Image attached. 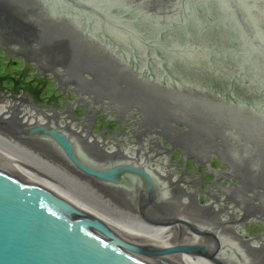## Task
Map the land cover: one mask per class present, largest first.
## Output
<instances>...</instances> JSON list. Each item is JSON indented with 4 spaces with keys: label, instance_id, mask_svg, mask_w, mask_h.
Returning <instances> with one entry per match:
<instances>
[{
    "label": "water",
    "instance_id": "1",
    "mask_svg": "<svg viewBox=\"0 0 264 264\" xmlns=\"http://www.w3.org/2000/svg\"><path fill=\"white\" fill-rule=\"evenodd\" d=\"M133 1L136 11L142 10L140 3L163 4L150 7L155 17L144 12L136 17L146 25L153 18L162 27L174 26V17L192 8L173 0ZM258 1L222 0L229 18L222 14L215 22L208 19L206 27L186 15L191 22L183 23L187 34L198 35L195 19L205 33L215 26L233 27L238 42L234 39L232 46L224 36L219 40L213 35L216 39L207 46L187 39L181 46L161 45L162 63L149 52L157 50L154 43L138 45L136 30L129 25V18L135 19L123 18L125 10L111 18L85 0H0V42L5 35L17 37L11 44L19 47L27 39L28 49L31 41L37 42L39 58L34 59L44 61L45 52L57 56L54 64L71 71V84L77 87L90 76L93 85L81 87L78 96L103 97L122 110L137 108L152 127L183 125L192 148L204 151L206 158L215 154L232 177H239L241 192L254 187L252 195L263 190L264 198V29L262 33L255 22ZM116 3L124 8L120 0ZM132 45L141 53L132 54ZM188 51L204 56L193 61ZM256 54L258 63L252 60ZM19 56L28 61L23 51ZM210 63L213 71L199 76L186 68ZM21 132L23 138L50 143L89 179L0 137V264H264V253L240 233L155 203L147 171L127 164H90L67 135L52 127ZM203 132L223 133L242 158L228 159L213 142L198 140L207 138ZM239 171L243 173H235ZM130 179L138 181L140 197L113 188L125 187Z\"/></svg>",
    "mask_w": 264,
    "mask_h": 264
},
{
    "label": "bare ground",
    "instance_id": "2",
    "mask_svg": "<svg viewBox=\"0 0 264 264\" xmlns=\"http://www.w3.org/2000/svg\"><path fill=\"white\" fill-rule=\"evenodd\" d=\"M86 2L89 1L91 4H96L99 6V8L109 17L113 18V13L111 12L112 7L118 6L116 3L117 0H102L105 1L109 7L105 8L102 6V3L100 0H85ZM177 3V5H180V3H183L185 7H194V8H206L210 12L216 10L218 12V15L222 17V13L224 16L229 18L228 13L225 11V9L219 5V3L222 0H173ZM84 2V1H83ZM137 3V1L135 2ZM139 7H141L142 11L150 15V17H155L157 15H154L153 13H156L153 11L150 7H161L163 4L155 3L154 5L150 6V3L148 4H142ZM122 5V4H120ZM257 10L258 8L255 7ZM192 8H185L184 13L182 12V16L178 19L176 17L175 20L184 22H191L189 20H186V15L189 16L191 14ZM222 12V13H220ZM138 15H133V17L136 21V17ZM174 16V15H173ZM196 19L200 22V18L198 15L195 16ZM205 18H208L205 16ZM148 19V18H147ZM212 20V18H208ZM151 20V19H149ZM186 20V21H185ZM138 23H140L139 20H137ZM255 22L257 23L259 29L263 33L264 29V10L261 9L259 12L255 15ZM147 28L150 27V25H145ZM201 30V27L199 28ZM163 30L158 31L159 33ZM215 31L214 29H209L207 32ZM149 32V31H148ZM206 32V33H207ZM218 32V30H217ZM232 32V36H231ZM151 37H149L147 32L144 31H135V34L137 35V43L138 45H142L139 43V41H145L147 44H150L153 38L155 37L153 33ZM205 30L203 29L202 35H205ZM117 35L121 37V39L125 38V35L123 32H117ZM219 40H221V36L218 35ZM215 37V36H212ZM224 39L227 41L232 42V46H236L234 43V39L238 42L237 36L235 34V30L231 26H226L224 31ZM5 40V39H4ZM113 42L112 40H110ZM6 42V41H5ZM36 49L29 47L28 44L23 45L22 47H19L18 45H14L11 43H0V50H4L10 55L16 57L19 56L18 53H25L27 54L28 61L26 62V65L28 67H34L37 70L36 65L34 62L40 63V66L43 68L40 69L38 74L45 76L48 74L47 78L54 80L57 83H60L63 81L62 74L64 71L57 67L56 64L50 63L49 61H41V59L38 61L34 59V57H38L37 54H35ZM255 52V50H252ZM187 54L190 56L191 60L198 61L204 56V53L202 52H192L188 51ZM132 58L134 60L137 59V57L128 55L125 56V58ZM39 58V57H38ZM124 58V59H125ZM141 61V59H139ZM144 61L146 59H143ZM150 63V61H147V64ZM22 70V69H21ZM21 75V74H20ZM19 75V76H20ZM67 74L68 78L65 79L63 84L65 85L70 79H74L73 75ZM28 82H31V84L34 85H40V78L38 77H20V83L21 85L27 84ZM62 84V83H61ZM93 85V81L90 82V86ZM124 89L127 88V86H123ZM69 90L74 91L72 87L69 88ZM71 95V94H67ZM65 98V94L64 97ZM74 101L76 98L73 99ZM78 104H81L87 108L86 111V117H92L94 116L95 119H97V112L95 108L92 107L93 103L99 104L98 109H103L105 111V114L107 113V110L109 111H115L117 113L116 119L121 124V128L115 132V135L113 138V141L111 139H108L104 135H93V130L91 129V123L85 122V120H82L81 118L76 117L74 114L71 113L72 108L76 107L74 102L72 104H68L69 106L67 111L65 112H59L56 105L50 106L47 105L46 109H43V105H40L39 103H32L29 98L23 97H15V96H4L0 94V124L1 123H7L13 126H17L18 131L21 129H27L29 127L33 126H47L52 127L60 132L67 135V137L75 144L78 153H80V147H90L92 146L97 153H99L100 156H96L93 158H88L84 155L81 157L84 161L93 164L95 166H98L100 168H107L111 165H120V164H127L130 166L138 167L140 169H143L147 171L149 176L152 179L157 199L155 200L157 204L163 205L168 208H174V210H182V213L188 214L190 216L199 218L197 215L201 216V213H209V216L207 219L201 220L210 222L212 224L221 226L223 228L235 231L237 233H240L243 237H245L248 241H250L253 245H255L258 249H260L264 253V219L263 217H257L255 214L246 211V209H243L242 206L239 205V203L242 205L241 200L237 195L232 193L230 189H239L242 186L239 185L240 183L232 182V181H226L227 175L232 178V175L224 170H216L211 169V167L206 165L207 169H209L211 174L213 172L215 173V179H213L212 183H210L208 187V191H204L201 189L202 181H200L199 176H197V171L194 173L196 174H188L187 172L186 177L179 175L180 167L179 165L185 164L186 156L184 155L180 160V164L178 162L173 161L171 158L172 152L176 151L178 148H184L187 150V146L191 144L190 140V132H188V137L181 138L180 136V129H174V128H168V126H163L161 131H157L155 129L156 127L149 126L148 123H151V120L146 117H143V113L138 111V115L136 113H123L121 110L116 106L112 105L113 103H106L107 107H105V101H100V99L95 98L94 95H86L82 99L77 100ZM74 105V106H73ZM108 106L112 107L109 108ZM130 110V109H128ZM137 117L135 118V116ZM127 119L130 120L129 125V131L126 132V127L123 126V121ZM105 131V129H103ZM185 132V131H183ZM204 133V132H203ZM129 134L136 135H143L146 137H151L148 139L142 140H136L134 142H130L129 140ZM156 134H158V137H156ZM207 138H204L203 136L198 137V140L205 141V142H213L214 145L217 146V149L221 151L223 156H226L228 159H240L242 158V152L238 149V147L225 140L223 136V133L221 135H212L209 132L204 133ZM0 137L14 143L50 162H53L77 175L81 174L77 172L73 167H71L68 163H66L61 156V154L56 149V153L58 157H60L65 163H63L62 160H58L57 157L50 155L47 151L41 150L37 144L29 139L22 138L21 134H16L14 132H9L7 130H4L0 127ZM160 137L162 140H160ZM169 137L170 141H167V138ZM197 140V139H193ZM47 142V141H46ZM32 143V144H31ZM50 144V143H49ZM238 145V144H237ZM128 146V147H127ZM141 149V150H140ZM82 151V150H81ZM54 154V152L52 151ZM203 156L206 157V154L204 151H201ZM208 162L211 161V158L216 157L215 154H210L207 156ZM106 158V159H105ZM196 158H199L198 155H196ZM217 158V157H216ZM225 161V159L223 158ZM245 161H248V158H244ZM217 161L219 164L221 163L219 158H217ZM195 164H199L200 162L194 161ZM192 162L189 163L191 165ZM114 165V166H116ZM68 166V167H67ZM70 167V168H69ZM194 167L189 166V168ZM183 171V170H182ZM246 171V170H245ZM239 173H243V171H239ZM184 173L182 172V175ZM220 176V177H219ZM223 178L225 182H220L218 179ZM85 177V176H84ZM88 178V177H87ZM108 186V185H107ZM112 187V186H110ZM116 189H123L121 191L127 192L129 191L132 195H140V185L138 184V181L136 180H127L125 182V187L120 186H114ZM127 188V189H124ZM171 189V192L168 191V189ZM251 192L255 189L254 187H251ZM257 191V190H256ZM263 190H258L259 194L253 195H247L246 198H249L252 203L260 200V204L264 203V198L260 195ZM128 193V192H127ZM204 195L207 196L204 204L202 203V197ZM245 198V196H243ZM210 200V201H208ZM254 205L257 206V204L254 203ZM264 205V204H263ZM259 206V204H258ZM257 206V207H258ZM262 206V205H261ZM263 207V206H262ZM239 214H237V211ZM245 211V212H244ZM241 212V213H240ZM197 214V215H196ZM255 217L254 221L258 220L262 225V233L258 235H252L253 237H248V231L246 228V225L248 222H251V217ZM261 216V215H260ZM250 217V218H248Z\"/></svg>",
    "mask_w": 264,
    "mask_h": 264
},
{
    "label": "rangeland",
    "instance_id": "3",
    "mask_svg": "<svg viewBox=\"0 0 264 264\" xmlns=\"http://www.w3.org/2000/svg\"><path fill=\"white\" fill-rule=\"evenodd\" d=\"M40 1H43V0H40ZM100 2L102 3L103 7H105V8L109 7V5L105 1L100 0ZM120 3L122 5H124V8H120L119 6H114V8L112 7L111 12L115 16H122V13H123L124 10H125V16H123V18L124 17H126V18L128 17L129 18V17H131L133 15H139V14H141L143 12L142 10L136 11L133 8V6H136V4H135V2L133 0H120ZM256 3H257L256 7L258 8L257 10H260L263 7L264 0H259ZM219 5H220V3H219ZM192 9L193 10L191 11L190 15L193 18H195V19H196L195 16L198 15L199 18H200L199 19L200 22L205 27L210 25V23L208 21V18H212V21L215 22V21H217V19L219 17L217 12L212 11V12H214V13H212L206 8H194V7H192ZM215 13H216V15H215ZM220 13H222V12H220ZM205 16L208 17V18H205ZM152 19L149 21L150 23H152L149 28H147L145 26L146 24L138 23V22H136V21H134V20H132L130 18H129V20H130L129 22H131V23L129 25H131L132 28L134 30H136V31L147 32L148 33L147 35L149 37L152 36V34H150L149 32L155 34L156 31L163 30L162 32H160L159 37L158 38L154 37L153 40H152L153 42H151V44L154 43V46H155L154 49H157V50H160V51L163 50V48L160 47L161 45L177 44L178 46H181V45H184V42H185L186 39L195 41V44H200V43L203 42V44L205 46H207V45H211V42H212L211 39L212 38L216 39V37H212L213 35L217 36V34H218L220 36H224L225 27L222 28V29L221 28L217 29L216 26H215L214 28H216V30H218V32L211 31V32H207L205 35H202V31L199 30L198 35L195 36V34L190 35V34L186 33L187 31H185V28H184L185 25L183 24L182 21L175 20L177 22H175L174 26L165 25L164 27H162L158 23L153 24V21H155V20H152ZM195 19H193V25L192 26L193 27L195 26L196 30H198V28H200L199 22L197 20H195ZM212 28H210V29H212ZM6 36L7 35H5V38H3L0 43H5L6 44L7 41H9L8 43H11L12 40L18 39L17 37H14V36L13 37L12 36H7L6 37ZM24 40H25L24 45H27V39H24ZM131 42H133V41H127V44L131 45L132 44ZM14 45H16V43ZM37 45H38L37 42L31 41V47L32 48L37 47ZM130 49H135V50H130V52L132 54L141 53L140 49L136 48V46H133V48L131 47ZM175 49H178V48H175ZM189 50H192V49L190 48ZM149 52L150 53H154V54L156 53L155 51H149ZM258 54H256L255 57L252 59L254 63L255 62L258 63V61L261 58L259 56L260 54L259 55ZM43 56L47 57V58L44 57L45 60H47V61H49L50 63H53V64L58 60L57 56H55V55L48 56V54L46 52L43 53L42 57ZM18 57L19 56L14 57V56L10 55L9 53H4L3 51L0 50V94L1 95L4 94V96H8V97L9 96H15V97H22L23 96L24 97V96L27 95L26 98H29L30 101H32V103H39V104H43L44 103L45 104V105L43 104L44 106H46V105H50V106L56 105L59 112L67 111V109H68L67 106H69L68 104H72V102H74V104H76L75 105L76 107H71L72 108L71 113L74 114L78 118L82 117L81 119L85 120V122L91 123V129L93 130L92 131L93 135H98V136L104 135L105 137H107L108 139H111L113 141V138H115L114 137L115 132L121 128V125H120L119 121L116 119L117 113L115 111L107 110V113L105 114V111L103 109H101V108L98 109L99 108V104L93 103L92 107L95 108V110L97 109L96 110V112H97L96 114H97L98 118L95 119L94 116H92L91 118L90 117L85 118L86 117L87 108L85 106L81 105V104H78V102H77L78 98L74 94H73V96L65 94L62 91V89H60L59 85H58V87L56 86V89L53 90V91H51V87L52 86L55 87L54 84H51L52 86H48L45 91H44L45 88L43 87L44 88L43 89V93L41 95H39V96H37L35 94V92L29 90L26 87H23L22 90H21L19 88L21 86V83H19L20 78L17 79V76L20 75V74L21 75L19 77L24 76V78L25 77L28 78V77L34 76V77L40 78V82H41L40 85H42V83L44 81H48L49 79H47V76H42V75L38 74V71L34 67H28V66L24 65L23 61L21 59H19ZM151 61H152V59H151ZM56 66H57V64H56ZM186 68L188 70H193L194 72H192V73H194L195 75L199 76V74H201V73H203V74L211 73L213 71V64L210 63V65L208 64L205 67L197 68V69L186 65ZM66 72H67V73H65L66 77H68L67 74L73 75L71 71L70 72L66 71ZM91 81H92V79L90 78V76L86 75L84 77V81L79 84L80 88L81 87L90 88L91 87L90 86V82ZM71 85L75 88V86L73 84H70L69 86H71ZM24 90H26V92ZM262 92H264V91H262ZM64 94H65V98H63ZM97 95H100V94L97 93ZM74 98H76L75 101L73 100ZM100 101H106V102H104L105 103L104 104L105 107H107L106 103H110V102H108L109 101L108 99H105L103 97L100 99ZM112 105H114V104H112ZM44 106L42 107L43 109L48 108V107H44ZM108 107L112 108L110 106H108ZM120 110L123 113H127V111L128 112L130 111L128 109H125V110L120 109ZM129 113L132 114V112H129ZM137 115L135 116V118L137 117ZM130 122L131 121L130 120L127 121V119H125L123 121V124H125L127 133L129 131L128 127L130 125ZM176 126H177V129H180V135H181L180 137L181 138H184V137L188 136L187 132H183V131H185L186 127H184L183 125H181L179 123ZM0 127L2 129H4V130H7V131L11 132V133L14 132L16 134H21L22 135V132H21L22 129L20 131H18L17 126H15V124H13V126H12V125L7 124V123H1ZM162 128L163 127H156L155 129H157V131L158 130L161 131ZM103 129H105V131ZM157 137H158V134H156L155 138H157ZM128 138H129L130 142H134V143H135V141L137 139L143 141L144 139L150 138V140H151V137H146V136H143V135H140V134L136 135V136H134L133 134H129ZM166 138H167V141H170L169 137H166ZM24 139H27V138H24ZM30 140L37 141V142H34V143L37 144L41 150L43 149V150H45L47 152L49 151L48 153L50 155H53V156L57 157L58 160H62L60 157H58V155H57V153L55 151V148L53 146H51L45 140L29 139V141ZM160 140H162L161 137H160ZM79 147L82 150V151L80 150V153H79L80 156L84 155V156L88 157L89 159L93 158V160H96V159H94V157L100 156L99 153H97L98 151H96V149H94L92 146H90V147H85V146L82 147L81 145H79ZM52 151L54 152V154L52 153ZM184 155L186 156V161H185V164L179 165V167H180L179 175L183 176V177H186V174H185L186 172L188 174H196L194 172L197 171L196 175L199 176L200 181H202V184H200V185H201V189H203L204 191H208V187H209L210 183H212L213 179H215V176H214L215 173L213 172V174H211V172H209L210 170L207 169V167H206L207 164H208L209 167H211V169H216V170L224 169V170H226L228 172L230 170L229 166H226L225 164H219V162L217 161L216 157L211 158V161L208 162L209 158H206L205 156H203V154L201 153L200 150L192 148L191 144L188 145L187 150H185L184 148H178L176 151L172 152L171 158L173 159V161H176V162H178V164H180L179 160ZM196 155H198L199 158H196ZM197 160L200 162L199 164H195L194 161H197ZM190 162H192L191 165H189ZM63 163H65V162L63 161ZM192 165L194 167L189 168V166H192ZM109 167H112V166H109ZM182 172L184 173L183 175H182ZM235 173L239 174V172H235ZM81 176H83V175H81ZM85 178H87V177H85ZM223 178H225V177L223 176L222 178H220L218 180L220 182H225L224 181L225 179L223 180ZM228 180L232 181V182L240 183L239 177L237 178V177L233 176L232 178H230L227 175L226 181H228ZM239 185H241V183ZM113 188H115V187H113ZM124 189H127V188H124ZM119 190H123V189L119 188ZM168 191L171 192V189H168ZM230 191L239 197V199L241 200V203H242V205L240 203H239V205L242 206L243 209H246V211H249V212L255 214V216H257V217H260V218L263 217V219H264V205H263L264 203L260 204L259 201L254 202L255 204H257V206L259 204V206L257 207L256 205H254V203L251 202V200L249 198H246L247 195H252V193L250 194L251 191H249L247 194L241 192L239 189H237V190L236 189H230ZM127 192L129 193V191H127ZM137 196L140 197V195H137ZM243 196H245V198H243ZM206 198H207L206 195H204V197H202L201 201H202L203 204L205 202H207V200H205ZM143 199L148 200V198H146V197H143ZM208 201H210V200H208ZM155 203H157V202H155ZM171 209H174V208H171ZM177 211L182 212V210H180V209L177 210ZM237 214H239L238 211H237ZM197 216L199 218H202V219H207V217L209 216V213H201V216L200 215H197ZM250 217H248V218L251 219V222H248L247 225H246V228H247V231H248L247 238L248 237H253L252 235L255 236V235H258V234L262 233V225H261V223L258 220L254 221L255 217H253V216H250Z\"/></svg>",
    "mask_w": 264,
    "mask_h": 264
},
{
    "label": "flooded vegetation",
    "instance_id": "4",
    "mask_svg": "<svg viewBox=\"0 0 264 264\" xmlns=\"http://www.w3.org/2000/svg\"><path fill=\"white\" fill-rule=\"evenodd\" d=\"M215 12H217L216 10H214ZM212 13H214V12H212ZM217 14H218V12H217ZM215 15H216V13H215ZM159 35H160V33L158 32V31H156L155 32V34H154V36H155V38H158L159 37ZM215 39L214 38H212L211 39V41H214ZM156 53L154 54L153 53V59H155V60H158L160 63H162V62H164V59H163V55L165 56V54L162 52V51H160V50H156L155 51ZM158 57H160V58H158ZM152 59V60H153ZM150 62H151V60H149ZM22 66V65H21ZM27 66V65H26ZM20 77H19V75L17 76V79H19ZM16 79V80H17ZM47 79H49V78H47ZM19 83H20V81H19ZM51 84H54L55 85V87H53ZM48 86H52L51 87V91H53V90H55L56 89V86L58 87V83L57 82H55L54 80H51V79H49L48 81H44L43 83H42V85H34V84H31V82H28L27 84H23V85H21L19 88L22 90V88L23 87H26V88H28L29 90H31V91H33V92H35V94L37 95V96H39V95H41L42 93H43V89H44V91L47 89V87ZM60 86V89H62V91L65 93V94H71L70 96H73V94L75 95V93H73L71 90H69L68 88H66V86H63L62 84L61 85H59ZM44 87V88H43ZM25 92H26V90H24ZM27 96V95H26ZM25 96V97H26Z\"/></svg>",
    "mask_w": 264,
    "mask_h": 264
}]
</instances>
